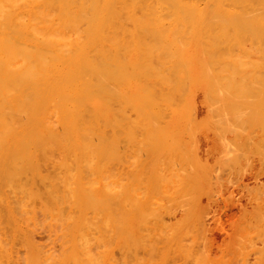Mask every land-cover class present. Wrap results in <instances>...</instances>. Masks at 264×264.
Segmentation results:
<instances>
[{
    "label": "bare ground",
    "instance_id": "1",
    "mask_svg": "<svg viewBox=\"0 0 264 264\" xmlns=\"http://www.w3.org/2000/svg\"><path fill=\"white\" fill-rule=\"evenodd\" d=\"M254 85L264 88V0H0V189L22 178L4 162L37 157L30 152H73L87 168L74 189L46 171L43 186L59 191L0 192V264L166 263L140 257L138 241L167 229L159 216L178 212L186 152L205 149L201 132L236 133ZM208 161L198 157L203 173ZM93 175H103L100 197H89Z\"/></svg>",
    "mask_w": 264,
    "mask_h": 264
},
{
    "label": "rangeland",
    "instance_id": "2",
    "mask_svg": "<svg viewBox=\"0 0 264 264\" xmlns=\"http://www.w3.org/2000/svg\"><path fill=\"white\" fill-rule=\"evenodd\" d=\"M253 87H256V89L252 90L253 93L252 92H251L252 94L250 92L246 93L247 95L246 94L244 95L246 98L243 96V99H242L246 101L244 102L241 101L242 104L244 103L243 104L244 110L245 111L247 110L250 113V118L247 116L248 115L247 111H246L247 115L246 113L244 114L245 117H243L244 115L239 117V119L237 120L238 121L237 123L240 124V126L237 125L236 127L237 134L231 133L232 135L231 134L229 135L228 133H226L224 135L223 134L218 135L217 133L213 132L215 135L213 139L212 132H210L211 135L209 133L210 136L207 134L208 131L201 132L200 134H203L204 136L203 138L207 136L208 138H205V139H209L210 137L209 139L210 141H213V140L215 141L214 142H210L207 140L205 141L203 138H201L202 135L199 134V140L205 148L203 149L204 153L203 151L201 152L197 150L186 152V155L189 156V159H188L189 166L187 168L188 171L186 172L187 179H189V181L186 182L187 187H185L184 185H181L182 187L180 188L182 190L179 187H178L179 190L177 187H176L177 189L175 188L176 189L175 198L178 201L177 206L180 204L178 207H176L178 212L175 215L173 214L174 216L172 215L171 216L172 218H169V216H164V215L162 216L160 214L161 216H159V219L162 218L164 221H166L164 225L166 224L168 225L167 229L165 228L164 231L163 230L160 231L161 234L158 232L159 230H156L157 232L152 233L153 234L152 236H151V233L150 234L147 232L142 233V236L140 237L141 239L138 242H139V245L142 243L141 245L146 250L141 251L142 247L141 245L139 246V250L143 253L142 254L141 252L138 251V254L140 257L142 258L145 257L144 259L146 258L150 259L151 257H153V259L156 262L158 261V263L161 261L160 258H164V261H167L166 263L164 262V264H193V263L194 264H197V263L198 264H208V262L209 264H264V152H263L264 150H262L264 149V146H263L264 145V134H263L264 133V129H263L264 123L262 122L264 121V117H263L264 116V107H263L264 104L262 105L264 101V91H262V93L260 91L261 89L264 90V88L263 87L261 88L259 86L257 88V85H254ZM255 91H257L259 95H257L258 93ZM253 95H254V100H253ZM255 95L256 97L258 96L257 98H260V99L263 98V100L261 99L259 103V105L262 108L260 106H257L256 104L257 102L255 103L252 102V101H257L255 98ZM260 95L262 97H260ZM249 96L251 98L247 99V97ZM247 100L249 101L252 100V101L249 102ZM246 102H247V105H245ZM249 103H252V105L249 106ZM247 106H249L250 109L246 108ZM258 108H259L258 112L260 111L258 113L259 115L256 113ZM251 109L253 112L251 111ZM251 113L254 114V115L252 114L254 118L252 117ZM261 115H262V118L259 119ZM246 117L249 118V120ZM240 119L241 120L243 119L246 121L242 124V121H239ZM250 119H252L251 124H250ZM258 119L261 121H259ZM247 121L249 122L247 123ZM238 127H240L241 130ZM238 129L241 132H239ZM225 136L230 138V140H228V138L226 140ZM231 137L232 138L234 137V138L231 139ZM224 138L226 141L224 140ZM227 141H230L232 144L228 143ZM236 141H237V145L233 146V143L235 144ZM215 143L217 144L214 145ZM220 144L221 146H219ZM228 145L230 146L232 145L233 148L232 146L230 147ZM228 147H230L231 149ZM192 152H194L195 154ZM25 153L26 152H9L8 154H25ZM30 153L36 154L37 157L31 158V160L26 159V158L9 159L4 162L7 164H12L13 170L22 176L21 180L19 182L17 181L18 183L16 181L10 183L11 189L13 188L16 191H19L24 188L33 187L32 191H36L37 188L39 189L43 188L42 191H45L46 190L45 188L51 187L49 186L50 183L49 181L48 182L44 181V186H43L42 184L43 182L40 180V177L44 175H48L47 172L49 173V176L53 178L55 177V175L68 176V182L70 183L68 187L70 189H74L73 181L75 179H78V175L86 173V170H87L86 167L83 168L85 166V162L83 161L79 162L77 158L71 156L74 154L73 152H68L67 154L69 156L67 157L62 156L65 153H61L58 151H36V152H30ZM90 153H97V152L91 151L86 154H90ZM43 155H45V157ZM200 155L204 158V160L205 159L206 161L209 160L208 161L209 163H207L208 165L206 164L205 167L202 169V170L205 169L204 173L203 171L199 170V166L201 167V165H199L197 162L198 157ZM89 163H91V160H89ZM190 165L194 167L196 165L198 167L196 168L197 171L194 170V167L192 168V166ZM167 168L168 167L166 166L165 169ZM173 169L177 172L180 171L179 166L178 165L176 166V164ZM52 173L54 176L52 175ZM194 173L196 175H194ZM192 176L194 178H191ZM200 176L202 177L200 178ZM203 176L205 177L203 178ZM203 179L204 181H202ZM205 180L207 182L206 185L204 184L206 183ZM102 181H103V175L97 178L95 175H93L92 183H91V186L93 187V191L91 192L89 197H93L94 195L96 196L98 195L100 197L103 195L102 189L99 192H96L94 190L95 187L98 186L97 185L98 182L101 183ZM31 182H33V185ZM195 183H197L198 185H196ZM199 183H201L202 185ZM34 184H36V186ZM52 184L54 187L52 186L51 188L53 191H55L57 182H53ZM194 184L195 186H193ZM34 186L36 187V189H34L35 188ZM2 187L3 189H0L1 190L0 192H3L2 195H4V193L5 194L7 193L6 195L11 194L10 188L5 187V186H2ZM195 187H198L197 190ZM57 188H58L57 190L59 191L60 186L58 185ZM177 190L179 192L181 190L182 192L179 193ZM184 191L185 193L187 191V193L184 194ZM190 192L192 193L190 194ZM177 193H179L178 197H177ZM161 194L163 195L162 192ZM201 195L203 197H201ZM193 197L195 198L194 201H192L194 199ZM179 200H182V201H179ZM189 203L191 204V206ZM183 204L186 205L187 207L186 206L182 207ZM196 204L199 206L197 207ZM188 205H189V208H188ZM192 206L194 207L190 208ZM179 208H183V209L180 210ZM189 209H192L191 210L192 212ZM93 213H96V211H91L90 209L87 208V214H88L87 217L88 218L95 217L94 222L95 224H98V221H99L98 218H101V215L94 216ZM186 214L188 216H186ZM191 215H192V219L195 218L194 220L191 219L190 217ZM194 215H197V216L195 217ZM183 217L186 218L187 221L184 222V220L186 219H184ZM196 218L197 219L201 218L200 219L201 224H200V221L197 220ZM168 222L169 223L171 222L170 223L171 226ZM172 222L176 226L172 224ZM177 222L179 224L183 222L184 223L179 225ZM191 222L192 223L194 222L195 224L194 223L191 224ZM196 222L198 225L196 224ZM39 224L44 226V224L40 221H39ZM187 224H189V226L186 227ZM182 225L184 228H182ZM173 226H175L176 229L173 228ZM178 226H181V227H178ZM100 229L101 228H99V230ZM174 229L177 231L176 234L178 236L175 233L173 234V232H175ZM179 229H183V230L185 229V231L187 230V232L183 230L178 231ZM148 234L150 237H147ZM154 234L155 236L157 234L158 235L160 234L162 235V237H159L160 235L159 236L157 235L156 236L157 238H156L154 237ZM170 234H173L174 236L168 237ZM45 236H46L45 231L36 230L34 234V239L38 244L45 245L46 244ZM96 236L97 235H94L93 237H96ZM152 237L155 239H153ZM176 237L177 239H175ZM145 238L146 240L147 238L152 239V240H147V242L151 245H149L146 242ZM157 239L159 241H157ZM161 239H162V242H161ZM152 241L157 242L156 244L154 243L156 248L152 247L153 246ZM184 245L186 248L182 247ZM55 248L58 249L57 245H55ZM130 248H132L130 249L131 252H133L135 249L134 247H130ZM167 248L169 250H167ZM16 249L19 254L22 253L18 246ZM147 249L149 251H147ZM155 249H157V251ZM92 250L96 251V252L92 251L94 255L97 254L96 248H93ZM150 250L155 256L150 255V252H151ZM114 252H113L114 258H116V260H120L121 258H119V256L121 257V255L120 253H118L119 251L114 249ZM145 252L147 255L149 252V255L148 256H146V254L144 255ZM182 252H184L186 256L184 255V253L182 254ZM166 256H167V259H166ZM183 256L186 258V260ZM128 261L131 262L129 259Z\"/></svg>",
    "mask_w": 264,
    "mask_h": 264
}]
</instances>
